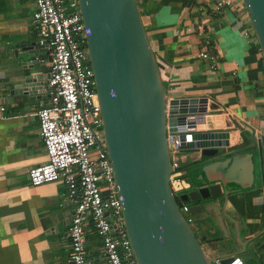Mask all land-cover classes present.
<instances>
[{
	"label": "water",
	"instance_id": "95a60500",
	"mask_svg": "<svg viewBox=\"0 0 264 264\" xmlns=\"http://www.w3.org/2000/svg\"><path fill=\"white\" fill-rule=\"evenodd\" d=\"M241 1L264 59V0ZM78 5L104 141L136 263L212 264L214 257L201 247L178 200L190 203L189 213L212 215L226 236L228 218L240 241L238 221L225 205L229 195L253 189L262 193L264 206V134L253 136L243 153L231 151L235 125L219 105L205 96L167 98L137 0H78ZM16 47L15 56L25 60L13 89L30 100L40 98L47 90L45 69L51 57H37L44 50L38 41ZM178 126L192 133V141L182 144L183 163L198 166L188 172L196 188L176 197L169 182L166 135ZM117 227L113 225L114 233ZM248 242L264 252V227L239 242L241 251Z\"/></svg>",
	"mask_w": 264,
	"mask_h": 264
},
{
	"label": "crops",
	"instance_id": "0c3cea01",
	"mask_svg": "<svg viewBox=\"0 0 264 264\" xmlns=\"http://www.w3.org/2000/svg\"><path fill=\"white\" fill-rule=\"evenodd\" d=\"M137 1L167 97L205 96L215 102L235 125L229 149L243 153L253 136L264 134V59L242 1L207 16L196 10L201 0ZM34 10V0H0V264H69L68 231L77 198L65 193L61 179L33 186L28 178L31 166L47 160L37 111L49 103V87L33 100L13 89L25 60L15 56L16 46L40 39ZM199 17L214 46L215 67L199 56L194 28ZM48 56L47 47L37 54ZM225 210L238 221L240 239L247 240L261 229L263 195L253 189L229 195ZM225 225L240 244L235 224L225 218ZM221 237L214 228L202 238L212 243ZM85 247L90 264H108L90 215Z\"/></svg>",
	"mask_w": 264,
	"mask_h": 264
},
{
	"label": "built area",
	"instance_id": "2783aa9c",
	"mask_svg": "<svg viewBox=\"0 0 264 264\" xmlns=\"http://www.w3.org/2000/svg\"><path fill=\"white\" fill-rule=\"evenodd\" d=\"M34 1L32 23L39 35V44L49 49L51 60L49 103L37 111L47 160L29 168V183L38 186L61 179L67 186L65 193L77 198L68 231L69 264H90L85 247L88 215L101 238L108 264H137L123 225L122 203L104 141L101 107L78 0ZM227 7H236V4L233 0H201L196 10L207 16ZM194 28L200 40L199 56L211 59V67H215L217 57L213 55L214 46L205 22L199 17ZM181 133H184L183 140ZM166 140L171 165L170 188L177 197L192 185L184 170L182 149L183 143L192 141V133L178 126L174 132L167 131ZM179 206L182 213L188 212L185 202ZM115 224L118 227L114 233ZM212 264L247 263L233 254L216 256Z\"/></svg>",
	"mask_w": 264,
	"mask_h": 264
},
{
	"label": "rangeland",
	"instance_id": "374dc122",
	"mask_svg": "<svg viewBox=\"0 0 264 264\" xmlns=\"http://www.w3.org/2000/svg\"><path fill=\"white\" fill-rule=\"evenodd\" d=\"M138 2V1H137ZM167 96V95H166ZM249 148V146H248ZM254 148V147H253ZM251 151V150H250ZM255 156H254V164L255 161L257 163V153L254 150ZM198 163H192L188 162V165L184 167V170L188 169V172H190L191 168H194ZM257 167V166H256ZM189 178V176L187 175ZM190 189H187L183 192H180L177 194V197L180 194H183L185 192H189ZM181 204V201L178 200ZM187 205H190V203L185 202ZM183 215L185 218H191L192 221L189 222V225L191 226L196 238L198 239L201 247L204 249V251L207 253L208 257H216L223 254H230L234 252H239L237 255L241 257L246 263L248 264H264V252L262 250H257L256 246H254L251 242H248L246 244L245 250H242V246L240 244H236L233 240V238H230L231 236H226V232H224L222 226L220 223L212 217V215L208 216L204 213H189L184 212ZM213 218V219H212ZM259 227L263 228L264 223H259ZM216 229V233L221 235L222 237L217 240L213 241L212 243H207L203 240L204 234H207L209 230ZM227 234L228 230L225 225ZM207 232V233H206ZM213 234H210L208 236H212ZM242 242V240H240Z\"/></svg>",
	"mask_w": 264,
	"mask_h": 264
},
{
	"label": "flooded vegetation",
	"instance_id": "af4514ba",
	"mask_svg": "<svg viewBox=\"0 0 264 264\" xmlns=\"http://www.w3.org/2000/svg\"><path fill=\"white\" fill-rule=\"evenodd\" d=\"M195 188H196V186L192 184V185L190 186L189 189H190V190H193V189H195ZM178 202H179V201H178ZM179 205H180V202H179ZM263 209H264V206H263ZM263 214H264V211L262 212L261 220H262Z\"/></svg>",
	"mask_w": 264,
	"mask_h": 264
},
{
	"label": "trees",
	"instance_id": "16d2710c",
	"mask_svg": "<svg viewBox=\"0 0 264 264\" xmlns=\"http://www.w3.org/2000/svg\"><path fill=\"white\" fill-rule=\"evenodd\" d=\"M259 45V44H258ZM188 173L186 174V177H187Z\"/></svg>",
	"mask_w": 264,
	"mask_h": 264
}]
</instances>
